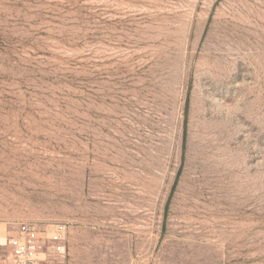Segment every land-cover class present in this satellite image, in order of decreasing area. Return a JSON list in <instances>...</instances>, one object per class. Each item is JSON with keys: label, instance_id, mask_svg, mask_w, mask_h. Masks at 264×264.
I'll use <instances>...</instances> for the list:
<instances>
[{"label": "rangeland", "instance_id": "1", "mask_svg": "<svg viewBox=\"0 0 264 264\" xmlns=\"http://www.w3.org/2000/svg\"><path fill=\"white\" fill-rule=\"evenodd\" d=\"M65 264H264V0H0V230Z\"/></svg>", "mask_w": 264, "mask_h": 264}, {"label": "built area", "instance_id": "2", "mask_svg": "<svg viewBox=\"0 0 264 264\" xmlns=\"http://www.w3.org/2000/svg\"><path fill=\"white\" fill-rule=\"evenodd\" d=\"M0 264H65L68 230L64 224H6L0 230Z\"/></svg>", "mask_w": 264, "mask_h": 264}, {"label": "bare ground", "instance_id": "3", "mask_svg": "<svg viewBox=\"0 0 264 264\" xmlns=\"http://www.w3.org/2000/svg\"><path fill=\"white\" fill-rule=\"evenodd\" d=\"M4 241V237L0 236V242L2 243Z\"/></svg>", "mask_w": 264, "mask_h": 264}]
</instances>
